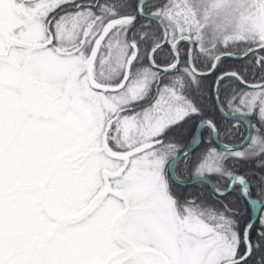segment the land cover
I'll use <instances>...</instances> for the list:
<instances>
[{
	"label": "snow or ice",
	"instance_id": "1",
	"mask_svg": "<svg viewBox=\"0 0 264 264\" xmlns=\"http://www.w3.org/2000/svg\"><path fill=\"white\" fill-rule=\"evenodd\" d=\"M0 264H264V0H0Z\"/></svg>",
	"mask_w": 264,
	"mask_h": 264
},
{
	"label": "trees",
	"instance_id": "2",
	"mask_svg": "<svg viewBox=\"0 0 264 264\" xmlns=\"http://www.w3.org/2000/svg\"><path fill=\"white\" fill-rule=\"evenodd\" d=\"M145 22H148V21H145ZM151 23L155 24V21H151ZM184 47H185V45L182 44L181 48H184ZM167 55H168L167 47L163 48L162 50H160L156 54L158 60L163 59ZM243 63H244L243 60L228 59V60H225L223 62L222 66L233 65V66L239 67ZM212 79H213V77H209L208 80L205 81V84L207 85V83L210 82ZM211 114L215 115L217 120H223V117L218 112H212ZM251 119L255 124L256 117L252 116ZM224 122L228 125H232V124L236 123V121L231 120V119H228ZM239 124H240V126L238 129H233V136L231 138L225 140L223 135H221L220 141H222L223 143L239 142L242 139V137L245 136V134H246V123L243 120H240ZM176 134H177V138L180 139L181 136H180L179 130H177ZM170 135H171V133H170ZM205 135H207V134H205ZM183 142L186 143V140ZM203 146L204 145H201L200 147H203ZM210 146L217 147V144L214 142L213 138H211ZM199 150H200L199 147L196 148L197 152ZM192 156L193 157L195 156V152L192 153ZM192 163H193V161H189L186 164L185 159H181L179 161V163L177 164L176 169H175L177 176L181 179H188V178L192 177L193 176ZM244 170L245 169L242 166L240 168V171H244ZM208 177L211 179V181L215 185L216 184V177L215 176H208ZM218 186L223 188L224 183L221 182ZM172 188H173V191L181 197L187 196L188 194H191L193 196H200L201 198H205L208 200H216V199L229 200L232 198V195H233L232 192H229V194L227 196L219 197L210 189V187L207 183H202V182H196V183L190 182L188 184H178V183L172 182Z\"/></svg>",
	"mask_w": 264,
	"mask_h": 264
},
{
	"label": "water",
	"instance_id": "3",
	"mask_svg": "<svg viewBox=\"0 0 264 264\" xmlns=\"http://www.w3.org/2000/svg\"><path fill=\"white\" fill-rule=\"evenodd\" d=\"M247 129H248V126H247V124H246V134L245 135H247ZM213 140H214V142L217 144V146L219 145V144H222L223 142L222 141H217L215 138H213ZM241 141V140H240ZM240 141L239 142H236V143H229V144H238V143H240ZM181 179V178H180ZM192 179H193V176L192 177H190V178H188V179H182V180H184L185 181V183H183V184H188V183H190V182H192ZM207 179L209 180V181H211L208 177H207ZM212 182V181H211ZM176 183V182H175ZM178 184H180V183H178ZM208 185H209V183H208ZM209 187H210V189L213 191V188H212V186H210L209 185ZM214 192V191H213Z\"/></svg>",
	"mask_w": 264,
	"mask_h": 264
},
{
	"label": "flooded vegetation",
	"instance_id": "4",
	"mask_svg": "<svg viewBox=\"0 0 264 264\" xmlns=\"http://www.w3.org/2000/svg\"><path fill=\"white\" fill-rule=\"evenodd\" d=\"M209 178V177H208ZM210 179V178H209ZM211 180V179H210ZM213 183V182H212ZM208 184V183H207ZM214 185V184H213Z\"/></svg>",
	"mask_w": 264,
	"mask_h": 264
}]
</instances>
